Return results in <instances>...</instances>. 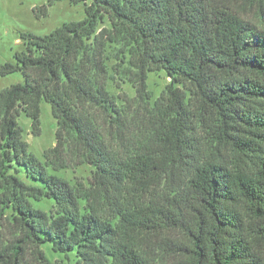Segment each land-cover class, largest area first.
I'll list each match as a JSON object with an SVG mask.
<instances>
[{"label": "trees", "instance_id": "obj_1", "mask_svg": "<svg viewBox=\"0 0 264 264\" xmlns=\"http://www.w3.org/2000/svg\"><path fill=\"white\" fill-rule=\"evenodd\" d=\"M69 1L85 20L0 65L25 79L0 93V264H54L48 244L73 264H264V0ZM42 101L44 163L18 124L39 136ZM85 164L87 182L48 171Z\"/></svg>", "mask_w": 264, "mask_h": 264}, {"label": "rangeland", "instance_id": "obj_2", "mask_svg": "<svg viewBox=\"0 0 264 264\" xmlns=\"http://www.w3.org/2000/svg\"><path fill=\"white\" fill-rule=\"evenodd\" d=\"M50 2L51 0H0V65L15 63V55L27 50L24 34L49 36L64 24L81 22L86 18V5L83 3L75 5L69 0H62L49 5ZM44 5H49L47 16H42V12L38 11ZM113 63L111 62L110 65ZM24 81L21 73L6 77L0 76V93L4 89L24 83ZM169 82L170 79L164 72L149 74L148 87L153 94V101L161 95ZM109 90L114 94L119 93L111 83ZM123 90L131 97L135 96L132 85H124ZM18 124L23 131L24 140L28 143L29 153L44 163V153L52 149L56 143L57 121L53 116L51 105L46 101L41 103V134L39 136L33 135L32 121L25 113L18 117ZM48 171L50 174L74 184L76 178L87 182L91 177L93 167L85 164L76 170L54 171L48 168ZM20 178L29 185H41V183L29 179L24 172L20 174ZM32 204L36 209L50 213L54 201L44 199L40 202L32 201ZM43 250L54 264H73L75 260L74 256L64 257L61 254H55L49 244L45 245Z\"/></svg>", "mask_w": 264, "mask_h": 264}]
</instances>
